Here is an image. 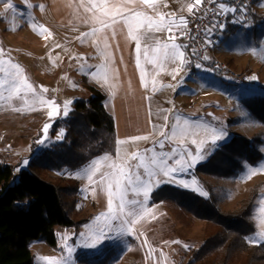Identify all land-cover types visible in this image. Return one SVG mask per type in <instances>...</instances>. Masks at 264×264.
Wrapping results in <instances>:
<instances>
[{
    "label": "rangeland",
    "instance_id": "374dc122",
    "mask_svg": "<svg viewBox=\"0 0 264 264\" xmlns=\"http://www.w3.org/2000/svg\"><path fill=\"white\" fill-rule=\"evenodd\" d=\"M258 2L259 0H253L249 7L227 4L233 9L236 7L235 10L241 14H236L235 24L238 30L217 45L215 53L212 48L207 59L189 58L190 68L200 64V69H203L199 71V76L203 78L205 86L204 97L194 100L188 110L183 104H179L176 110L174 106L171 111L172 116L175 111L181 116H190V113H194L198 125L191 128V137L198 133L202 134L203 124H206L214 127L213 129L227 132L226 139L220 142L222 146L236 137L239 140H248L249 147L253 149L244 150L241 158H239L241 150L237 149L236 152L234 149V156L239 161L240 168L232 176L220 177L196 168L197 165L206 163L222 149V146L212 149L210 144H206L204 148L210 150L211 154L206 155V158L197 163L195 167L184 172H177L174 178L189 183L192 180L198 181L207 195H199L177 186L176 183L161 184L147 199L128 189L126 199L129 203L126 204V214L118 220L100 216L107 210L108 196L106 187L98 181L104 172L112 170L105 163V166L93 177L97 183H90L83 172L92 161L106 154L112 158L113 162L119 163L120 161H116L115 153H103L76 169L67 167L56 169L47 166L50 157H47L45 151L52 150L63 142L66 134V121L75 101L87 100L90 97L86 84L77 80L66 93L57 90L52 83L39 80L36 76L37 58H17L5 38L0 36V49L6 56L12 57L2 59L18 64L23 70V75L28 78L35 90V96L32 93H22V98L0 100V164L10 165L13 168L14 183L18 181V175L22 171H27L50 183L64 184L68 180H75L77 188L72 194L75 201L71 203L69 215L75 221L86 219L78 226L55 228V248L48 247L42 239L32 241L29 249L33 264H44V261L38 257H52L57 261H62V264H189L192 252L204 241L207 224L205 217L201 216L202 213L195 214L192 209L202 205L205 200L213 202L221 211L235 209L249 195L254 185L260 186V195L252 215L255 232L246 236V241L251 246L264 243V240L255 236L264 228V225L260 223L261 201L264 200V172L257 171L251 178H248L250 170L257 169L264 164V123L255 118L252 110L246 107V105L253 106L252 109H255L257 98L264 96V10L260 11L263 9V3ZM257 3L256 9L259 11L256 10V14L261 18L254 20L251 19L248 11L254 12L253 6ZM244 16H247V20L243 18ZM225 19L226 16H224L223 25H225ZM223 25L215 34L218 38L215 44L219 43L220 31L224 30ZM9 50L11 52L7 54ZM75 60L79 61L74 65L77 68V77H82V74L86 77L88 73L85 67L86 62L85 66H81L83 58H75ZM96 60L97 58H91L88 62ZM46 61L43 69L46 73L63 74L65 71L71 72L72 70L73 65L68 60L65 62L63 58H46ZM206 63L214 70L222 72L224 78L215 76L211 68L206 67ZM5 67L8 65L6 64ZM231 71L240 73L241 78L230 77ZM253 76L257 79H250ZM41 89H47V91L42 92ZM0 92H3L5 96L8 95L5 89H0ZM40 98L54 101V104H41ZM66 101H71V103L67 106L68 115L64 116ZM32 108L36 110H31ZM49 111L54 113L51 118L48 116ZM57 112L60 114L57 115ZM144 114L145 112H130L129 120L137 116L139 135L148 136L153 132L152 127L150 128L146 123ZM45 124L49 125L47 134L43 131ZM169 128L168 136L172 137L171 126ZM61 130H63V138H58ZM40 140H43V143L37 142ZM160 140L161 136L157 133L147 143L146 148L134 149L120 156L122 159H129L131 153L139 152L145 157L146 162L150 163L154 155L161 159L162 153H171L172 149H176L175 154L183 155L184 158L187 153L193 154L197 149V145L192 143V140L188 143L183 142L181 145L173 138L163 137L165 151H161L162 148L158 143ZM146 149L150 151L145 152ZM254 151L257 156L255 162L251 163L246 158L252 156ZM24 161L28 163L25 165ZM129 163L135 165L136 161L129 159ZM234 167L230 168L234 169ZM159 189H162L160 199L154 200L152 194ZM131 201L138 203H131ZM66 205H69V200ZM182 207L184 212L180 211ZM187 209L188 212L185 213ZM97 217L100 218L97 219ZM132 220L136 222L128 223ZM101 228L108 237L102 244L94 249L81 246ZM253 240L255 242H252ZM173 241L179 243H173ZM67 248H73L74 251L69 253Z\"/></svg>",
    "mask_w": 264,
    "mask_h": 264
},
{
    "label": "crops",
    "instance_id": "0c3cea01",
    "mask_svg": "<svg viewBox=\"0 0 264 264\" xmlns=\"http://www.w3.org/2000/svg\"><path fill=\"white\" fill-rule=\"evenodd\" d=\"M4 2L5 0H0V36L5 38L17 58H37L36 76L39 80L52 83L53 86L57 87V90L66 93L69 91L68 88L79 80L83 81L86 86L95 87L104 95V108L108 113L112 112L109 114L114 119L115 155H117L118 148L120 155L127 154L134 149L146 148L147 143L152 140L155 134L159 133L160 135V131L168 133L170 126L171 136L176 143H179L178 138L181 135L184 136L183 142L188 143L190 140H197V146L200 140L208 138V132L214 127L206 124H203L202 129L204 131L202 134L198 133V135L191 137V128L198 125L194 113H190V116H181L175 113L176 111L172 116L171 113L174 106H176L174 107L176 110L179 104H183L184 108L188 110L194 100L204 97L205 86L203 78L199 76V71L203 69L197 68L196 65L194 68H190L185 64L180 70L179 60L176 62L162 60L164 68L161 70L159 63L149 62L154 56L153 49L158 44L172 43L169 40L172 33L166 30L149 31L146 27L141 29L143 37L138 53L137 43L129 38L128 29L123 20L120 19L110 28H104L101 23L93 19L94 14L99 15L97 10H86L92 7L89 0H27V4H30L31 7L27 6L25 0H11L15 8L14 12L12 10L5 12ZM188 3L189 0H158L155 5L149 6L140 3L139 0L134 4H123V0H108L107 7L115 10V8L122 6L132 11L143 12L154 19H159V14L176 13L177 19L183 16L187 20V27L179 30L173 28V33L177 37L174 42L181 45L180 51L184 53L186 59L190 47L187 45L184 35L192 14L186 10ZM258 3H263V9L260 10L263 11L264 0H259ZM258 3L253 6L254 12L250 10L248 13L256 14V10L259 11L256 9ZM41 5L43 7H40ZM225 5L227 6V4ZM237 13L240 14L236 10L221 11L220 14L226 16L225 25L229 23L236 26ZM128 14L127 12L124 13V15ZM246 17L243 18L247 20ZM101 19L105 18L101 17ZM110 20L111 17L108 18V22ZM32 25H42L47 31L38 34L37 31L33 30ZM94 29L102 30L93 33ZM208 29L210 30H208L207 37L209 41H212L218 32L215 22H212ZM237 30L238 27L234 32ZM85 33L90 34L82 35ZM105 44H107V48H105ZM145 48L148 50L149 59L145 58ZM215 50L214 46V53ZM10 52L9 50L7 54ZM138 57L139 68L137 67ZM2 58L12 57L3 54ZM46 58H63L65 62L68 60L73 65L71 72L65 71L63 74L46 73L43 71L47 63ZM75 58H83L80 63L81 66H85L84 63L86 62L85 67L88 71L86 77L83 74L82 77H77L78 72L74 65L79 61H76ZM89 58H97L98 61L89 63ZM142 73L145 75L147 87L141 84ZM104 77L107 78V82H105ZM154 84L159 89L155 92L153 91ZM169 85L171 87H168ZM130 112H145V121L149 127H152L153 132L147 136V140H129L130 137L143 136L139 135L137 116H133V119L130 118L129 120ZM165 116L168 117L167 121L164 120ZM165 124L166 127L160 128L161 125ZM162 139L163 136H161ZM118 140H129V142L118 145ZM161 151H165V147ZM153 157L159 162L160 158L155 155ZM162 158L169 165H173L175 160L184 159V156L177 153Z\"/></svg>",
    "mask_w": 264,
    "mask_h": 264
},
{
    "label": "trees",
    "instance_id": "16d2710c",
    "mask_svg": "<svg viewBox=\"0 0 264 264\" xmlns=\"http://www.w3.org/2000/svg\"><path fill=\"white\" fill-rule=\"evenodd\" d=\"M248 14L254 20L261 18L253 12ZM236 28L227 23L215 48ZM205 65L215 76L224 78L222 72L214 70L208 63ZM87 90L90 97L76 100L69 113L63 142L45 151L50 157L47 166L76 169L103 153H115L114 119L104 108V95L93 86H87ZM255 104V109L246 107L264 123V96L257 98ZM249 144L246 139L232 138L219 150L220 155L216 152L196 168L220 177L232 176L240 168L234 149L236 152L241 150V158L244 150L253 149ZM256 156L254 151L246 159L254 163ZM13 181V168L0 164V264H33L29 249L32 241L42 239L48 247L55 248V228L78 226L86 219L75 221L69 215L71 203L75 201L72 196L77 188L75 180L64 184L50 183L22 171L18 181ZM259 191L260 186L254 185L239 206L229 211H221L207 200L192 209L195 214L202 213L207 224L204 241L192 252L189 264H264V243L251 246L246 241V236L255 232L252 215ZM161 193L162 189L155 191L152 198L159 200ZM180 211L184 212V208Z\"/></svg>",
    "mask_w": 264,
    "mask_h": 264
},
{
    "label": "snow or ice",
    "instance_id": "6c2138e0",
    "mask_svg": "<svg viewBox=\"0 0 264 264\" xmlns=\"http://www.w3.org/2000/svg\"><path fill=\"white\" fill-rule=\"evenodd\" d=\"M137 0H123V4H134ZM142 4H148L149 6L155 5L158 0H139ZM210 3H215L216 0H208ZM27 4V0H25ZM92 7L87 8V11H92L96 9L99 15L93 16V19L97 20V22L101 23L104 28H110L113 24L119 22L120 19L123 20V23L128 29V36L132 40L137 43V52L140 51V41L143 37V33L140 31L146 27L149 31H168L172 33L169 36V40L172 43H164L163 45H159L153 49L154 56L149 62L159 63L161 70H163L164 65L162 60H170L171 62H176L179 60V68L183 69V66L188 63V61L184 58V53L180 51L181 45L176 44L174 41L177 38L176 34L173 33V28L177 30L187 27V20L181 16L178 19L176 18V13L171 14H159V19H154L152 16L146 15L140 11H132L131 9H127L124 7H117L115 10L109 9L107 7L108 0H89ZM205 3V0H189V3L186 5V10L188 13H193L194 9L200 5ZM28 7H31L30 4H27ZM165 6H167L165 4ZM220 10L223 11H235V9L226 6L223 3L219 5ZM40 7H43L42 5ZM4 10L8 12L9 10L15 11V8L11 2V0H5L4 2ZM129 13L128 15H124V13ZM104 17L105 19H101ZM111 17L110 22H108V18ZM33 30L37 31L38 34H42L47 29L43 28L42 25H32ZM102 29H94L93 33L101 31ZM210 30V29H208ZM90 33H85L82 35H89ZM115 36V33H113ZM107 39V38H105ZM105 48H107V44H105ZM144 55L146 59L148 58V50L145 48ZM3 50L0 49V89H5L8 93L7 96L4 95L3 92H0V100H11L13 98H22L21 94L24 93H32L35 96V90L32 84L28 81V78L23 75V70L18 64H12L10 61H5L2 59ZM207 59V57H204ZM8 67H5V65ZM137 67H140L139 57L137 58ZM197 68H200L201 65L197 64ZM95 75V74H92ZM175 79V76L173 77ZM105 82H107V78L104 77ZM250 79L255 80L257 77L253 76ZM141 84L144 87H147L145 83V75L141 74ZM168 87H171L169 85ZM159 90L155 84L153 86V91ZM42 92L47 91V89H41ZM41 104L52 105L54 101L44 100L43 98L39 99ZM71 101H66L63 115H68V104ZM19 111L20 109H14ZM31 110H36L32 108ZM59 115L60 113H56ZM53 111H49L48 116L53 117ZM164 120L167 121L168 117L165 116ZM167 125H161L160 128L166 127ZM49 125L45 124L43 131L47 134ZM160 135L171 139L172 137L168 136L167 132L160 131ZM175 135V133H174ZM227 137V132L224 130L212 129L208 132V138L202 139L198 142V146L195 154L187 153L186 158L175 160L173 165H169L167 161L163 158L157 162L155 158L151 159L150 163L146 162L144 156H142L139 152L131 153L129 159L135 160L136 164L131 165L129 163V159H122L120 156V149H117V157L116 161H120L119 163L113 162L112 158L107 154L104 157H101L98 160H94L88 166V168L84 169L83 172L86 175L87 179L90 183H97V181L93 180V177L97 172L100 171L102 167L106 166L111 169V172H104L98 181L99 184L106 187V194L108 196L107 200V210L104 213H101L100 216L107 218H111L112 220H118L123 217L125 213L126 204L129 201L126 199L127 190L131 189L136 194H141L147 199L150 194L154 191L155 188H158L161 184L165 183H176L177 186L185 188L187 190L196 192L199 195H207V193L203 190L202 186L198 181L192 180L191 183L181 180L179 178H174L177 172L187 171L189 168L195 167V165L206 158V155L211 154L210 150L205 149L203 146L205 144H210L212 149H216L221 147V141H224ZM58 138H63V130L58 133ZM147 136H135L130 137V141H140L147 140ZM129 140H118V145H123L128 143ZM184 136L181 135L178 138V142L183 144ZM38 143H43V140L37 141ZM192 143L196 144L197 140L193 139ZM159 146L161 148L164 147L163 141H159ZM150 150L146 149L145 152ZM176 152V149H172L171 153H162V157L173 156ZM104 162V163H102ZM28 161H24L26 165ZM142 169V171H140ZM257 171L264 172V164L260 165L259 168L250 170L248 173V178H251ZM147 177V179H145ZM95 191V189H93ZM115 202V203H114ZM131 203H138L137 201H131ZM100 217H97L99 219ZM136 221H128V223L134 224ZM260 223L264 225V200L261 201V216ZM128 232H131V229H128ZM83 235V234H82ZM255 236H258L259 239L264 240V228L261 231L257 232ZM107 234L104 229H99L96 233L93 234V237L88 238L81 245L84 248L94 249L97 248L100 244H102L107 239ZM252 242H255L254 240ZM173 243H179L178 241H173ZM67 247V245H65ZM187 247V246H185ZM67 251L71 253L74 251L73 248H67ZM44 261V264H62V261H57L52 257H43L39 258Z\"/></svg>",
    "mask_w": 264,
    "mask_h": 264
},
{
    "label": "built area",
    "instance_id": "2783aa9c",
    "mask_svg": "<svg viewBox=\"0 0 264 264\" xmlns=\"http://www.w3.org/2000/svg\"><path fill=\"white\" fill-rule=\"evenodd\" d=\"M253 0H216L215 3H210L205 0V3L198 6L189 18V26L184 35L187 45L190 47L187 55L186 63L189 67L191 62L189 58L202 59L208 57L210 50L217 42V36L213 37L212 41L208 40V28L212 22L218 30L221 29L224 22V15L220 14V3L232 4L235 6L249 7ZM230 77L241 78V74L231 71Z\"/></svg>",
    "mask_w": 264,
    "mask_h": 264
}]
</instances>
